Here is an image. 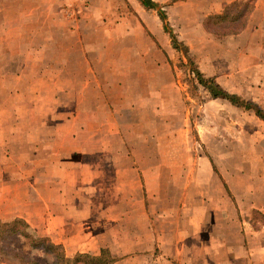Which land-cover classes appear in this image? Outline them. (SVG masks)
<instances>
[{
    "label": "rangeland",
    "instance_id": "obj_1",
    "mask_svg": "<svg viewBox=\"0 0 264 264\" xmlns=\"http://www.w3.org/2000/svg\"><path fill=\"white\" fill-rule=\"evenodd\" d=\"M152 1L165 12L181 51L172 49L157 13L138 0H0V138L12 135L5 152L0 145V164L11 163L8 152L32 166L31 178L50 187L44 193L50 199L52 187H75L64 195L70 215L98 236L95 246L105 251L106 260L128 251L125 239L147 232L158 236L161 249L175 235H203V241L185 243L192 259L212 243L220 251L216 264L239 252L234 264H264L259 251L264 230L255 244L252 229L222 210L218 190L223 185L232 192L241 208L248 196L254 203L264 201V120L212 99L191 83L183 66L184 56L189 57L205 78L264 109V53L244 60L249 47L257 53L248 46L255 38L242 41L237 33L203 29L209 18L204 20L203 0ZM246 8L227 14L244 15ZM250 11L229 29L245 24ZM141 25L155 34H149L154 45L148 35L142 40L133 34L142 31ZM76 109L82 112L75 121L81 127L78 137L58 131ZM108 153L126 158L89 160ZM39 154L49 161L35 160ZM185 169L190 177H179ZM140 171L156 179L152 198L142 197ZM243 209L245 217L248 208ZM140 212L145 221L138 224ZM199 212L205 213L204 224L196 229ZM192 216L197 219L190 222ZM251 219L256 229L264 223L258 211ZM25 245L13 241L10 250L30 260L32 253L19 251ZM0 260L13 261L10 256Z\"/></svg>",
    "mask_w": 264,
    "mask_h": 264
},
{
    "label": "crops",
    "instance_id": "obj_2",
    "mask_svg": "<svg viewBox=\"0 0 264 264\" xmlns=\"http://www.w3.org/2000/svg\"><path fill=\"white\" fill-rule=\"evenodd\" d=\"M248 1L249 0H203L204 7L202 11L204 12V20L211 16H221L227 11H233L232 8L244 5ZM204 24L205 22L203 21L201 24L203 29ZM140 28L142 31H137L133 34L142 40H144L145 35H148L147 38H149L154 45L149 34L152 36L155 34L151 31L147 33V29L143 25H141ZM129 34H131V32ZM130 36L132 39H135L132 34ZM234 37L242 41H251V38H255L253 42H249L248 46H254L255 49H257V53L252 52L249 47L247 52L248 55L243 58L244 60H258L260 58V55L264 53V0L252 1V8L248 14L247 21L244 24V28ZM120 62L124 64L125 60H121ZM73 80L74 82L77 81L75 77H73ZM73 90L76 89L73 88ZM74 95L82 97V94L75 93ZM113 97L114 95L111 96V98ZM89 112L93 113L91 109H89ZM81 113L80 109H76V116L60 124L62 126L58 127L57 130L60 132L63 131L65 134H72L74 137H78L76 131L80 130L81 127L76 125L75 121L76 117H78ZM1 126L2 123H0V127ZM112 126L114 130L119 129L116 124H112ZM10 142H12V135H8V137H4L2 139L0 138V145L3 152L6 151L5 147L8 146V143ZM6 156L8 157L6 158V161L8 160L11 163L6 166L0 164V222L8 223L14 219H20L32 232L39 234L41 237L47 238L55 245L62 246L65 252L71 251L73 255L93 253L90 255L95 256L94 253L98 250L95 246L98 236H93L92 233L85 231L87 228L84 227L85 224L82 222L81 218L76 219L70 215V211H72L69 206L70 202L64 198L66 193L70 191L72 193L75 192V187H52L51 192L54 194L53 199L47 198L44 196V193L48 192L50 187L43 184L37 186V181L31 178V176L34 175L33 167H25L20 163V161L18 162V159H12V155L8 152H6ZM29 156L33 157V155ZM115 157L116 156L113 157L110 153H108L107 155L89 157V160L94 161L101 160L103 158L106 160H113ZM123 157L126 158L124 155H118L114 161H116L117 158L121 159ZM34 158L35 160H39L41 163L49 161V157L43 156L42 154L35 155ZM30 159L31 158L23 159L24 161L22 162L25 164V161ZM57 160L58 159H56V161ZM179 174V177H190V171H187V169L182 170V174ZM139 175L140 176H138V178L140 177L141 181L140 190L142 197L144 199L154 197L155 193H150V187L154 188L151 185L155 184L156 179L146 177L145 171H140ZM217 181L221 182L219 176ZM135 190L138 191V187H136ZM218 190L222 192V210L227 212V216L233 219L234 222L236 221L238 225L243 223V225L249 226L252 229V233L250 234H252L251 240L254 241V243L261 241L262 235L258 234V232L264 230V223L256 229L251 219V215L253 214V211H258L264 218V201H259L257 199L254 203L248 196V201H246L242 206L244 211H246L245 208H248V213L246 211L245 217H242V214L244 213L241 211V205H237L236 203L238 202L234 201V194L231 192L232 195L230 196V194L225 191V187L223 185L222 189ZM76 191L79 192L80 189L76 188ZM248 193L251 194L250 192ZM253 197L254 195H251V198ZM72 203L75 204V201ZM75 205L79 206L81 205V202L76 201ZM196 215H198L199 220L194 223V228L199 229L201 225L204 224L203 216L205 213L199 212ZM136 218L138 224L145 221V217L141 214V212ZM188 219L190 222H193V220L197 218L192 216ZM203 237L204 236L201 234L193 237L187 235H175L173 238L174 242L171 240L168 246H164L161 249L158 236L144 232L141 236H131L130 238L124 240V242L126 241L128 251L125 254H122L114 264H216V259L218 258V255H220V251L219 249L216 251V249L212 247V243H209L208 249L204 250L202 255H197V259L191 258L192 256L190 255L192 252L188 250L189 248L187 246H185L186 241H191V238H198V240L203 241ZM94 241L95 243H93ZM100 251L101 249L98 250V254ZM259 251L264 252V246H260ZM234 256L236 259L241 257V252L236 253ZM234 256H232V258L235 259ZM224 257L228 258L229 255H224ZM234 259L229 260L228 258L225 264H234ZM0 264L19 263L16 261L14 262V260L12 262L0 260Z\"/></svg>",
    "mask_w": 264,
    "mask_h": 264
},
{
    "label": "trees",
    "instance_id": "obj_3",
    "mask_svg": "<svg viewBox=\"0 0 264 264\" xmlns=\"http://www.w3.org/2000/svg\"><path fill=\"white\" fill-rule=\"evenodd\" d=\"M252 1L249 0L248 3L243 6L247 7L246 13L244 15L237 14L234 17H230L227 12H224L221 16H211L204 24V28L207 32L220 35L225 33H238L244 28V24L236 25L234 28L228 26L235 24L241 18L247 17L248 9H251ZM138 2L147 10H154L157 13L159 20L162 23V29L166 33L171 42V47L175 51H181L183 46L178 41L176 35L170 28L166 14L162 8L154 3L152 0H138ZM249 6V7H248ZM228 21L225 25L226 27L221 28L224 22ZM186 63L183 65L187 69V75L190 78L191 83H196L203 87L212 97V99H221L227 101L232 106L237 108H243L247 111H252L254 115L264 120V109L252 105L236 95H231L225 90H223L212 78H205L198 68L195 66L192 59L185 57ZM192 76V79H191ZM20 240L27 244L22 246L21 250H28L32 253L33 258L28 260H23L22 255L10 250V242ZM105 251H100L98 256L90 254H76L73 257H67L62 246L53 244L47 238H36V236L31 232L28 226L20 219H14L8 223L0 222V258L5 256H10L12 260L18 262L19 264H114L116 260L110 259L106 260L103 258Z\"/></svg>",
    "mask_w": 264,
    "mask_h": 264
}]
</instances>
